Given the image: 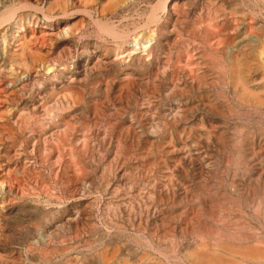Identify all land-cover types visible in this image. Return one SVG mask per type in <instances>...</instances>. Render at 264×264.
Returning a JSON list of instances; mask_svg holds the SVG:
<instances>
[{"label":"bare ground","instance_id":"6f19581e","mask_svg":"<svg viewBox=\"0 0 264 264\" xmlns=\"http://www.w3.org/2000/svg\"><path fill=\"white\" fill-rule=\"evenodd\" d=\"M42 1L43 0H0V6L3 8V11L0 9V11H1L0 12V26L2 27V25L4 23L10 22V20L11 21L13 20L12 18L16 17V20L14 21L13 28H15L14 29L15 30L14 35H15L16 39H18L19 38L18 34L20 33V30H22V28L24 27L22 24V18L23 17L18 14L20 11L21 12L22 11L27 12V16H29L28 12L29 13H40V14H42V16H43L42 18H44V20H45L44 25L48 29L53 28V25L57 24L59 22V19L60 20L63 19L66 21H72L74 19L76 20L77 16H79V17L81 16L82 18H86L87 20H89L90 24H92L93 27L96 29L97 35L104 36L106 38H110V41H111V39H113V42H117V43L119 42L118 45L122 44V45H120V47H117L118 53H119V51H126L127 56H130L133 53L130 56L129 61H127L125 63L124 62H118L115 64L112 63V64H114L113 68H112L114 71V74L112 73L113 76H110V75H108L109 77L105 76L106 77V78H104L105 80L104 79L102 80L101 78H99V80L101 79L102 82L105 83V85L106 84L109 85L108 87H110V88H108L109 89L108 92L113 90V84H116L115 81H118V83L120 85H119V88L117 89L118 90L117 93H119V94L126 93L125 96H128L129 98L133 97L132 94H135V93L131 92L132 90H135V89H132V87L134 85L133 81H135L134 80L135 76L132 72L127 74V71H129V70L131 71L133 68H136V67L139 68V70L141 68L143 70L144 69L147 70V68H149V65L151 63V62H149L150 61L149 59L158 60L159 58L162 59L163 61H165L164 63L167 64L166 65L167 68L166 67L165 68L168 69V67H169V71H170L169 75L167 73L168 77L166 79L164 77V79L161 81V83L163 81L167 80L166 83L164 82V84H165L164 85V92L171 95L170 98H172L171 103L173 105H171V106L168 105L169 107L166 109V111L164 110L162 113H160L161 108L158 110L159 106H157L155 102H154L155 104L153 102H151L155 98L159 99V97H161V95H159L160 94L159 87L156 86L157 84H154L156 81L153 82L154 80L152 78V82H150L151 84L149 83V86L145 85L146 86L145 91L142 90L144 92L143 99L146 101V103L143 102L142 99H141L142 101H140V103L141 102L145 103L146 107L148 106V108H149L148 110L151 111V109H153L154 113L152 112V114L148 115V112L145 109H143V111L142 110L140 111V109H137L135 112L130 114L131 115V116H129L130 120L127 123V125H125V126L120 125L119 129H117V130L115 128H112L109 132H107V134H105L104 132L101 133L102 131L100 132L102 134L101 138L106 137V143L107 142L109 143L107 145L110 147V144H111V147H112L111 148V158H109V161L107 162L106 165H104L103 167L101 166L102 169L99 172L100 173L99 179H100V183H101L99 185L100 191H101L100 193L104 194V192H107L105 190H107V186L110 184L109 182H111L110 180H112V181L114 180L115 187H114V189H112V192H111L112 196L114 195L113 197L112 196L111 197L114 199L111 200L109 203H106L104 201L106 203V205H105L104 209L101 212H99L100 222H97L95 220L97 213L94 214L95 211L93 210L94 211L93 212L91 210V205L93 203L92 201H90V202H92L91 205L83 204L82 207H80V206L76 207V209H77L75 211V214L77 213L76 217L78 218V216H81V220L79 218L80 222L76 223L77 222L76 221L75 224L73 223L74 225H73L72 230H71L73 232V235H72L73 237H68V238L66 237V238L72 240V242L69 241L70 242V244L68 243L69 246H72L71 243H73V241H76L77 243H79L81 245V247H79V248H82L83 253H82V259H81L80 264H264V36H262V35H264V29H263L264 26L261 27L258 22H257V24L255 23V25H258V27L257 26L256 27H248L247 26V22H248L247 19L248 18H250L249 22H252L253 21L252 19H254V18L258 19V16L260 15L258 13H255L254 6L253 5H252V7L243 6L242 8H240L242 6L240 3L241 6H239V9L234 8L235 10L230 9L227 11H225L224 9H222L219 6L220 9L218 7V11L216 13L218 15V18L217 17L215 18L214 15L212 16L210 14L212 17H214V19L216 21H217V19H219L221 21V23L218 22L219 24H221V28H218L217 31H214L216 33L212 32L214 34H211V32H209V31H211V29L213 28V26H212V28L210 27L211 29L209 28V31H206V32H208V34H206V35L211 34L212 37H214V39H212V38L211 39L216 40V44L218 46L219 45L221 46L220 43L221 42L224 43V41H225V39L222 38V36L229 37V39H228L229 41H228V44L224 43L226 45L225 47L221 46V47H223V49H221V47H219V49H220L219 50L216 47L217 51H216V49H215V51L217 53L216 55L218 56L216 59L213 58L214 57L213 56L212 57L213 60H211L212 58L209 56L211 54L206 55V56H209L210 58H208V57H205V58H208L212 62L213 61L216 62L215 60L219 59L221 63L217 62V64L218 63H219L218 65L222 64V66H218L220 68L218 70L216 69L217 71H216L215 75L212 76L211 75L212 70H211V72L209 71L210 70V68L208 66L209 63L203 61L204 60L203 57L205 55L204 53L206 51L203 53L202 49H204L205 47L202 49L200 48L202 50L201 52H198V50H197L198 48H196L197 52L194 54V58L196 61L200 60L198 63L196 62V64H194L195 62H193L194 66H196L195 67L196 69L193 70L192 67H194V66H191L192 69L189 68L188 66H190V65L187 64L188 69L186 72L190 71V69H191L190 74H185L184 72H182V73H184V75L183 74L179 75L181 80H176L178 78V73H177L178 71L177 70H179V69L177 67H175L174 64L171 63L172 54H169L170 52H168L170 50L168 49V51L165 52L161 48V46L163 47L162 42L156 38V35L154 34V32L150 33L149 27H148L149 33L145 34L146 33L145 32L144 33L145 35L143 34V36H142L145 39V43H143L142 45H139L138 38H140L139 37L140 34L138 33V35H137L135 33V37L133 36L134 38H131V39H133L130 42L131 44L128 45V49L125 50V49H123V44L126 43L127 39L130 37L131 33H129V31L127 32L126 30H124L125 28L124 29L122 28L125 24V23H123L124 17H121L119 20H117L118 23H114L113 21H111V19L107 18L108 16H107V14L104 13L105 12L104 10H102L103 15L99 14L100 13L99 11H98V15H95V12L93 11L94 7L92 9L90 8L92 6L88 7L86 5V6H84V8L82 7V9L79 7H77V9L76 8L74 9L68 4V0H46V1H48L46 3V5L41 7L40 5H41ZM129 1L131 2L133 0H108V3L109 4L111 3L112 6L119 4V7H120V6H122L120 4H126L125 2H129ZM165 1H166V3L164 4ZM165 1L164 0L163 1L162 0H159V1L156 0V3L150 7V11H149V13H147L148 14V17L146 20L147 22L144 23V24H146L145 27H147L148 24L150 25L153 23H154L153 25L155 27V24H157L158 28H162L160 31L161 33L158 32L161 35L164 32H166V24L163 23L164 25L162 26L161 25L162 23L161 24L159 23V18L160 17L162 18V16L159 17V15H158L159 12L163 11L164 13L169 14V16L171 15L172 17L176 16V14L178 12H180L181 14L185 13L183 8L178 7V6H179L180 2H183L185 4L186 0L185 1L184 0H165ZM148 2H149V0H148ZM223 2H224V0H223ZM100 5L101 4L99 3V6ZM134 5L138 6V3L134 4ZM141 5H143V4H141ZM186 5H187V3H186ZM232 5H233V3H232ZM143 6H145V5H143ZM143 6H142V8H143ZM108 7H110V6H108ZM120 8L122 9V7H120ZM123 8H124V6H123ZM224 8H226V7H224ZM116 9H117V7H116ZM207 10H210V9H207ZM132 11H134V10H132ZM108 12H106V13H108ZM258 12H260V11H258ZM108 14H111V13L109 12ZM147 14H146V16H147ZM137 15H138V13H137ZM185 15H187V14L185 13ZM144 17H145V14H144ZM181 17H182V15H181ZM82 18H80V19H82ZM133 18H134V16L131 19H133ZM140 18H142V16H140ZM195 18H193V19H195ZM208 18H210V17L208 16ZM34 20H36V19H34ZM163 20H164V18H163ZM199 20H201V19H199ZM187 21H188V19H187ZM79 22H82V21H79ZM164 22H166V21H164ZM30 23L31 22H29V24ZM178 23L176 22V24H178ZM193 23H195V22H193ZM202 23H201V26H202ZM213 23H215V22L213 21ZM76 24H78V23L76 22ZM79 24H78V26H79ZM197 24L198 25L200 24L199 21ZM207 24H208V22H207ZM207 24H206V26H207ZM210 24H212V23H210ZM219 24L216 23V27ZM74 25H75V23H74ZM74 25H71V26L69 25V27H67L66 30L64 29L65 32L71 33L72 30L75 29L76 25L75 26ZM135 25H137V24L135 23ZM135 25H134V27H135ZM178 25L180 26V24H178ZM178 25H176V26H178ZM190 25H191V23H190ZM198 25L194 24V26H196V27H194V26L191 27L192 25L190 27L192 29H194V28H197ZM203 25H205V23ZM87 26H89V25H87ZM140 26H142V25H140ZM172 26L174 27V25H172ZM42 27H44V26H42ZM134 27L132 26L133 30H131L130 32L137 29V28L134 29ZM137 27L139 28V26H137ZM183 27H182V29H183ZM202 27L204 28V26H202ZM216 27H215V30H216ZM77 29H79V28H77ZM173 29H175V28H173ZM76 30H74V33ZM194 31H196V30H194ZM169 32L171 34V31H169ZM172 32L174 33V30H172ZM158 33L156 32V34H158ZM192 33H193V31H192ZM185 34L186 33H184V35ZM10 35L12 36V34H10ZM131 35H133V34H131ZM195 35L196 34L194 33V37H195ZM197 35H199V34H197ZM15 37H14V39H15ZM180 37H181V35H180ZM78 38H79V36H78ZM205 38H208V37H205ZM205 38L202 39V41L203 40L205 41ZM211 39H210L209 44L212 43ZM0 40H1L2 46H3V43L5 42L4 36L0 35ZM23 41H21V42H23ZM226 41H227V39H226ZM193 42H191V43L193 44ZM205 42H207V41H205ZM25 43L27 44V42H25ZM134 43L137 44L138 46H136ZM195 43L198 44V42H195ZM171 44H172V42H171ZM28 45L29 44H27V46ZM201 45H202V43H201ZM206 45L207 44L205 43L204 46H206ZM6 46H8V45H6ZM16 46H17V48L19 47L18 45H16ZM124 46H126V45L124 44ZM153 46H155L156 49L158 48L155 52L152 51L154 48ZM178 46L181 47V44H178ZM182 46H183V44H182ZM184 46H185V44H184ZM187 46H188V44H187ZM187 46L181 47V48L182 49L188 48ZM208 46H210V45H208ZM9 47H11V46L9 45ZM169 47H170V44H169ZM192 47H193V45H192ZM194 47H196V46H194ZM197 47H199V45ZM171 48H172V46H171ZM189 48H190V46H189ZM175 49H173V50H175ZM136 50H138V51H136ZM176 50H178V48ZM192 50L191 51L189 50V51L193 52ZM183 51H184V49H183ZM18 52H20V51H18ZM115 52L116 51H114L113 53L115 54ZM126 52H124V53H126ZM181 52H182V50H181ZM181 52H179L178 54H175V52H174V55L175 56L180 55ZM187 53L189 56V52H187ZM33 56H34V53H33ZM175 56H174V59H176ZM44 57H47V56H44ZM23 58L26 59V57H23ZM185 58H186V56H185ZM188 58L189 57H187V60H188ZM7 59L9 60V58H7ZM182 59H184V58H182ZM0 60H1V58H0ZM37 60L38 59L36 58V62H37ZM153 60H151V61H153ZM185 60H184V63L186 64L187 61L185 62ZM209 60H207V61H209ZM191 61H193V60H191ZM37 63H39V62H37ZM43 63H44V60H43ZM181 63L183 64V62H181ZM5 64L6 63H4L3 66H5ZM185 64H183V65H185ZM189 64H191V62H189ZM217 64H213V66L217 65ZM156 65H157V63H156ZM156 65L154 67H156ZM31 66H30V68L33 69V67H31ZM198 66H202L203 69L201 70V67L199 68ZM7 67H8V65H7ZM211 68H212V64H211ZM34 70L35 69H33V71ZM155 70L158 71L157 68L154 69L153 71H155ZM26 71H27V69H26ZM92 71H95V70H92ZM107 71L105 74H107ZM147 71H146V73H147ZM159 71L162 72V70H159ZM11 73H13V71H10V74ZM154 73H156L155 76L158 74L156 71ZM163 73H165V72H163ZM119 74L122 76H120ZM7 75H8V72H7ZM102 75H104V74L100 71H97L96 73L93 74V76L95 78L100 77ZM150 75H148V76H150ZM159 75H160V73H159ZM162 75H161V79H162ZM20 76H22V75H20ZM57 76H59V75L57 74ZM118 76H119V79L117 80ZM151 76H153V73ZM24 77L25 76H23V78ZM26 77H28V76H26ZM212 78L214 79V81L212 80ZM40 79H42V78H40ZM49 79H48V81H49ZM22 80H24V79H22ZM79 81H80V79H79ZM146 81H147V78L145 80V83H146ZM149 81H151V80H149ZM82 83H83V81H82ZM97 83L98 82H96V84ZM211 83L213 85L217 86L218 91L213 90V92H211V94L210 93H206L204 95L200 94L201 93L200 90L208 89V87L211 88L212 87ZM92 84L94 85L93 82H92ZM41 85H42V83H41ZM23 86H25V85H23ZM71 86H73L75 88H76V86L81 87L80 84L77 83V81L75 83H73ZM61 87H60V89H61ZM73 87H71V88H73ZM102 87H103V89L105 88L104 86H102ZM102 87H99V88L101 89ZM117 87H118V84H117ZM62 89H63V87H62ZM83 89H85V88H83ZM21 90H22V88H21ZM98 91H99V89H98ZM105 91H107V90H105ZM136 91H137V87H136ZM84 93L82 92V95ZM166 93H165V95H166ZM196 93L198 94L197 97L194 96L195 97L194 98L191 96L193 94L196 95ZM101 94H103V93H101ZM19 95H20V93H19ZM138 95H139V93H138ZM26 96H27V94H26ZM99 96H100V94H99ZM112 96H113V94H112ZM141 96H142V94H141ZM21 98H22V96H21ZM92 98H91V100H92ZM165 98L167 99V97H165ZM24 99H26V98H24ZM18 100H19V98H18ZM86 101H89V100L87 99ZM156 101L158 104V100H156ZM161 101H159V102H161ZM93 102H94V100H93ZM95 102H97V101H95ZM107 102H109L108 99L100 102L99 106L105 105ZM24 103H25V101H24ZM59 105H61V104H59ZM142 105L145 108V105L144 104H142ZM139 106L141 108V105H139ZM95 107H97V106H95ZM111 107L116 108L113 106V104ZM41 108L43 110V107H41ZM65 108H67V107H65ZM93 108L94 107H92V109ZM61 109L63 110V108H61ZM32 110H30V111H32ZM35 111H37V109ZM59 111H61V110H59ZM41 112H43V111H41ZM83 112H85V111H83ZM60 113H64V111H62ZM77 113H78V111H77ZM39 114H41V113H39ZM30 116L28 114V119L31 118ZM37 116H38V114L36 115V118H38ZM81 116H84V115H81ZM108 116H110V115L108 114ZM41 117H42V114H41ZM99 117L100 116H98V118ZM33 118H35V117L33 116ZM67 118L68 117H66V119ZM115 118H114L115 122H111V120H110L111 123H114L113 127H117L118 122H119V121H117L118 117L116 119ZM9 119H11V117H9ZM40 119H42V118H40ZM51 119H52V117H51ZM66 119L64 118L63 121H65ZM104 119H106V118H103V120ZM19 120H21V119L17 118V121H19ZM35 120H37V119H34V121ZM56 120H58V119H56ZM39 121H41V120H39ZM13 122H15V121H13ZM20 122L22 123V121H20ZM95 122H96V120H95ZM107 122H108V119H107ZM24 123H25V120H24ZM108 123H106V124H108ZM111 123L109 126H111ZM25 125H27V124H25ZM30 126H29V128H30ZM62 126H64V125H62ZM89 126H90V124H89ZM104 127H105V125H104ZM106 127H105V129H106ZM71 129H72V127H71ZM76 129L74 127V130H76ZM87 131H89V130H87ZM73 132H75V131H72V134H73ZM67 133H66V135H67ZM12 134H14V133H12ZM47 135H49V134H47ZM62 136H64L63 133H62ZM42 137H44V135ZM94 137H95L94 133L90 134V135L88 134L86 137V139L88 138L87 142H85L83 145L81 144L82 147H84V151L86 153V154L85 153H81V154L87 155L88 160H90L92 162L95 160V158L98 159L99 157H101V158H99V160L104 158V157H102L103 155H101V156L99 155V153H100L99 151L97 152L98 154L95 152L96 148H95V150L93 149L92 142L94 140ZM32 138H34V137H32ZM70 138H68V140ZM40 139H42V138H40ZM79 139H81V136H79ZM97 140L99 141V138ZM103 140H105V138ZM33 141H31V142H33ZM50 141H51V139H50ZM28 143H30V141H28ZM41 143H43L42 140H41ZM75 144L77 145L78 143H75ZM53 145H54V142H53ZM17 146H19V145H17ZM79 147H81V146H79ZM43 148H44V146H43ZM107 149H110V148H107ZM98 150H99V148H98ZM55 152H56V150H55ZM55 154H57V153H55ZM107 154H109V153H107ZM68 156H70V155H68ZM3 158H5V157H3ZM101 161H103V160H101ZM96 162H94V163H96ZM58 164H59V162H58ZM88 164L90 165V163H88ZM88 164L84 163L82 168L85 172L86 177L87 176L92 177V175L95 174V171L92 170ZM73 165L75 166V164H72V166ZM76 166L74 168L77 169ZM57 167H58V165H57ZM123 167L126 170L124 173H127L128 171H130V175H131L130 177L132 178V180H135V181L138 180L137 182L141 183V185L138 186L140 188L137 187L135 193H133V192H132L133 194H131V192L129 193V194H131L130 197L127 194H122L123 190H121L122 189L121 188L122 183L120 185V182H121V180L125 174L122 175L120 173V170ZM71 168L74 170L73 167H71ZM11 171H13V170H10V173H13ZM15 171H17V170H15ZM4 173H6V172H4ZM10 173H9V175H10ZM26 173H28V172L26 171ZM12 175H14V174H12ZM127 177H129V176H126V178ZM14 178H13L14 180L13 179L12 180L16 181V177H14ZM81 178H83V177H81ZM81 178H77V179H81ZM135 181H132V183ZM19 182H21V181H19ZM23 182H25V181H23ZM83 182L84 181H81L80 183L82 184ZM3 183H4V192H2V193L0 192V203H1V205H3V208L8 212L11 210L12 207H10L11 205H9L10 201H9V203H7V201L5 200V198L7 197L6 196L7 193H5V190H8V186L10 184L8 182V179L7 180H0V185ZM123 183H124V181H123ZM92 184H94V183H92ZM135 184H137V183L135 182ZM135 184H133V185H135ZM16 185L18 188L21 186V185L19 186L18 184H16ZM24 185H28V184H24ZM82 185H84V184H82ZM124 185H126V184H124ZM46 186H48V185H46ZM46 186L44 185L43 188L48 189V188H45ZM78 186H80V185H78ZM135 186H137V185H135ZM130 187H132V186H130ZM13 188H15V190L17 189L14 186H13ZM21 188H23V186ZM92 188L93 187H91V189ZM94 188L96 189V187H94ZM42 189H40V191ZM71 189H73V188H71ZM18 190L21 191L20 188ZM67 190H68V188H67ZM110 190H111V188H110ZM128 190H130V189H128ZM16 191L14 192L15 194H16ZM80 191H82V190H80ZM125 191H127V190H125ZM8 192H10V190ZM24 192H26V190ZM31 192L37 193L36 189L34 190V188L30 191V193ZM75 192H77L76 188L72 192H70L71 196L70 195L69 196L74 197ZM10 193H12V192H10ZM34 193L32 194V196L34 195ZM46 193H48V192H46ZM67 193H69V192H67ZM81 194H82V192H81ZM17 195H19V194H17ZM29 195H30V197H32L31 194H29ZM38 195H39V193H38ZM38 195H36V196H38ZM120 195L128 196L127 198L129 200H128V202L126 201L127 202L125 204L126 206L125 205L123 206L121 203L122 200H119V199L123 198ZM119 196L122 198H120ZM94 199H95V197H94ZM108 201H109V199H108ZM44 202H45V200H44ZM96 202H98V201H96ZM11 203H13V202L11 201ZM74 203H75V201H74ZM87 203H89V202H87ZM124 203H125V201H124ZM13 205H15V204H13ZM19 205L21 206V204H19ZM19 205H18V207H19ZM48 205H49V203H48ZM71 205H72V203H71ZM27 206H25V207H27ZM73 207H74V205H73ZM13 209H14V207H13ZM21 209H23V208H21ZM94 209H95V206H94ZM14 210H16V208ZM15 213H19V212H15ZM20 213H21V211H20ZM67 213H69V212H67ZM1 214H2V211H1ZM7 214H9V213H7ZM60 215H61V213H60ZM73 216H75V215H73ZM14 217H16V216H14ZM45 218H46V216H45ZM51 218L53 219V217H51ZM59 219H57V220H59ZM65 219L67 220V218H65ZM68 220H69V217H68ZM19 221H21V220H19ZM71 222H72V220H71ZM63 223L65 224V221H63ZM64 224H63V226H64ZM67 225H68V223H67ZM40 235H41V232H40ZM61 236L63 237V234ZM61 236H59L58 238H61ZM66 236H68V235H66ZM36 238H37V236H36ZM44 238H45L44 244H46L49 236H45ZM28 239H30V238H28ZM54 241H56V239L52 240V241L51 240L48 241L47 246H50L49 242L50 243L53 242V246H54V244H55ZM62 241H64V240H62ZM39 242H40V240H39ZM17 243H19V242H17ZM56 243H57V241H56ZM29 244H31V243H29ZM60 244H61V242H60ZM31 246L34 247L33 245H31ZM47 246H45V248ZM58 246L59 245H57V247ZM74 247H76V246H74ZM36 248H38V247H36ZM71 248L72 247L65 246V248L63 250L61 249L62 250L61 252H63L61 254L65 255V254L72 253ZM48 250H50V248ZM41 251H38V252L40 253ZM43 251L45 252V249ZM58 252L59 251H57V253ZM75 254H76V252H75ZM28 256H30V255H28ZM79 256L81 257V255H79ZM37 257L35 256L36 259H37ZM76 257H78V256H76ZM62 258H64V257L62 256ZM46 259L47 258L45 256V254L42 252V256L40 259L41 261L38 262V260H39L38 259L37 264L38 263L44 264L47 261ZM48 259H51V258H48ZM76 259H78V258H76ZM63 261H65V262H63ZM63 261H62L63 262L62 264H75L74 261H71L70 257L68 258V260L66 259ZM78 261H80V260H78ZM32 262H33V260H32ZM46 264H49V262L47 261Z\"/></svg>","mask_w":264,"mask_h":264},{"label":"rangeland","instance_id":"374dc122","mask_svg":"<svg viewBox=\"0 0 264 264\" xmlns=\"http://www.w3.org/2000/svg\"><path fill=\"white\" fill-rule=\"evenodd\" d=\"M84 1V2H83ZM90 1V2H89ZM92 1V2H91ZM143 1V2H142ZM159 1V0H157ZM163 1V0H162ZM165 1V0H164ZM185 1V0H184ZM200 1V2H199ZM212 1V2H211ZM220 1V2H219ZM249 1V2H248ZM263 1V2H262ZM48 1L43 0L41 3V7L45 6L46 3ZM98 2V3H97ZM140 2V3H139ZM147 2V3H146ZM153 2V3H152ZM198 2V3H197ZM208 2V3H207ZM230 2V3H229ZM257 2V3H256ZM97 3V4H96ZM99 3L101 4L99 6ZM126 4H120L122 6V9L119 7L118 5H113L110 3H108V0H68V4L72 7V8H76L79 7L82 9V7L84 8V6H92L90 7L91 9L93 8V11L95 12V15H98V11L100 12L99 14H102V10H104L105 14H107V18L111 19V21H113L114 23H118L117 20H119L121 17H124L123 23L124 26L122 27L124 30H126L127 32L129 31L130 37L127 39L126 43H124L126 46H124L123 44V49H128V45H130L131 41L135 37V33L138 35V33L140 34L138 38V42L139 45H142L143 43H145V39L143 36V34H147L149 33L148 31L150 30V33H153L156 35V38L162 42L163 47L161 46V48L167 52L168 49L170 51L169 54H172V60L171 63L175 65V67H177L179 70H177L178 72V78L176 80H181L180 78V74H190L191 69L193 68V70H195L196 66H194V64H196V62L198 63L199 61L195 60L194 58V54L197 52L196 48H198V52H202L204 53L205 51V55L203 57V61L209 63L208 66L210 68V72L212 70L211 75L214 76L216 71L220 68L218 66H222V64L218 65L220 62L219 59L215 60L218 56L216 55V51L217 49H219V47L221 46H226L225 44H228V39L229 37L226 36H222V38L227 39V43L224 41V43H220L221 46L216 44V40H212L214 39V37H212L211 34H214L217 31L218 28H221V21L219 19H217V21L214 19V17L218 18V15L216 14L218 11V7L220 6L222 9H224L225 11L230 10V9H239V6H241L240 8H242L243 6H249L252 7V5L255 8V13L260 14L257 18L252 19V22H249L250 18H248V22H247V26L248 27H258V25H255V23L257 24V22L260 24V26H264V0H186L185 4L183 2H180L178 7L183 8L184 12L187 14L185 15V13H180L178 12L176 14V16L172 17L171 15L169 16V14L164 13L163 11L159 12V17L162 16V18H159V23L163 26L164 24H166V32H164L162 35L159 34L161 33V29L162 28H158L157 24H155L154 27V23L153 24H148L147 27H145L147 21V17L149 11H150V7L152 5H154L156 3V0H133V1H129V2H125ZM133 3V4H132ZM134 5V4H137ZM145 3V4H144ZM166 3V1L164 2V4ZM187 3V5H186ZM191 3V4H190ZM233 3V5H232ZM235 3V4H234ZM241 3V5H240ZM83 4V5H82ZM140 4V5H139ZM145 6H143V5ZM182 4V5H181ZM209 4V5H208ZM225 6H224V5ZM248 4V5H247ZM110 7H108V6ZM181 5V6H180ZM207 5V6H206ZM237 5V6H236ZM124 6V8H123ZM131 6V7H130ZM143 6V8H142ZM148 6V7H147ZM190 6V7H189ZM202 6V7H201ZM216 6V7H215ZM228 6V7H227ZM234 6V7H233ZM259 6V7H258ZM117 7V9H116ZM137 7V8H136ZM186 7V8H185ZM219 7V9H220ZM226 7V8H224ZM101 8V9H100ZM108 8V9H107ZM114 10H113V9ZM120 8V9H119ZM129 8V9H128ZM185 8V9H184ZM0 9L3 11V8L0 6ZM125 9V10H124ZM147 9V10H146ZM180 9V8H179ZM202 11H201V10ZM210 9V10H206ZM234 9V10H235ZM263 9V10H262ZM101 10V11H100ZM107 10V11H106ZM112 12H111V11ZM134 10V11H132ZM138 10V11H137ZM144 10V11H143ZM178 10V9H177ZM216 10V11H215ZM111 14H108L109 12ZM121 11V12H120ZM126 11V12H125ZM132 11V12H131ZM170 11V10H169ZM206 11V12H205ZM260 11V12H258ZM263 11V12H262ZM1 12V11H0ZM97 12V13H96ZM108 12V13H106ZM119 12V13H118ZM130 14H129V13ZM138 15H137V13ZM143 12V13H142ZM128 13V14H127ZM136 13V14H135ZM193 13V14H192ZM204 13V14H203ZM213 13V14H212ZM19 15H21L22 18V24H23V28L22 30H20V33L18 34L19 38L16 39L14 32H15V28H13L14 26V21L16 20L15 18H12L13 20L10 22H6L2 25V27L0 26V35L4 36V43L2 46V42L0 40V180H7L9 182V186H8V190H5L6 194V198L5 200L7 201V203H9V205H11L10 207L11 210L10 211H6L3 208V205H1L0 203V264H37V260L38 262L41 261V256H42V252L45 254L46 256V260L49 262V264H62L63 260H68V258H71V261H74L75 264H80L81 263V259H82V248L81 245L79 243H77L76 241H73V243H71L72 246H69L68 243L70 244V242H72V240L67 239L68 237H73V232L72 227L73 225L79 221V218L81 220V216H78V218L76 217L75 211L77 210L76 207L80 206L82 207L83 204H87V205H91V210L95 211L94 214H96L95 220L97 222H100L99 218V212H101L106 203H109L111 200H113L114 198H112V189H114L115 187V182L114 180H110L111 182H109L110 184L107 186V192H104V194H101L100 192V179H99V175H100V171L102 169V167L104 165L107 164V162L109 161V158H111V144L110 147L107 145L109 144L108 142L106 143V137L105 140H103L104 138L102 136L101 133H105L107 134V132H109L112 128H115L116 130L119 129L120 125H127V123L130 120L131 116L130 114L135 112L137 109H140V111L143 109H145L148 112V115L152 114V112L154 113L153 109H151V111H149L148 106L146 107L145 103L146 101L143 99V94L144 92L142 90L145 91V85L149 86V83L152 82V78H153V82H155L154 84H157L156 86L159 87L160 90V94L161 97L155 98L154 100H152L151 102H155L157 106H159L158 110L160 109V113H162L164 110L166 111V109L173 105L172 102V98L171 95L167 94L166 92H164V82L166 83L167 80L163 81L161 83V81L168 77L169 75V67L167 68V64L164 63L165 61H163L162 59H158V60H153V59H149L151 62L149 65V68L146 69H140L139 68H133L131 71H127L128 73H133L134 74V85L132 87L131 92L135 93L132 94L133 97L129 98L128 96H125L126 93H117V89L119 88V83L118 81H115L116 84H113V90L108 92V87L109 85H105L104 82H102V80L106 77L113 76L114 71H113V65L115 63L118 62H127L130 59V56L133 54H131L130 56H127V52L126 51H119V53L117 52V47H120L119 42H113V39L110 38H106L104 36H100L97 35V31L96 29L93 27L92 24H90L89 20H87L86 18H82L81 16H77L76 20H72V21H66L63 19H59V22L57 24L53 25V28L48 29L45 27L44 25V18H42V14L40 13H29V16H27V12L25 11H20L18 13ZM26 14V15H25ZM115 16H114V15ZM127 14V15H126ZM133 14V15H132ZM145 14V17H144ZM147 14V16H146ZM179 14V15H178ZM208 14V15H207ZM214 17H212L211 15ZM103 15V14H102ZM101 15V16H102ZM110 15V16H109ZM129 15V16H128ZM132 15V16H131ZM137 15V16H136ZM182 15V17H181ZM216 15V16H215ZM34 18H33V17ZM112 16V17H111ZM127 16V17H126ZM134 16L133 19H131ZM140 16H142V18H140ZM180 16V17H179ZM184 16V17H183ZM198 16V17H197ZM208 16L210 18H208ZM32 17V18H31ZM119 17V18H118ZM130 17V18H129ZM192 17V18H191ZM196 17V18H195ZM201 17V18H200ZM260 17V18H259ZM263 17V18H262ZM82 18V19H80ZM126 18V19H125ZM136 18V19H135ZM164 18V20H163ZM171 18V19H170ZM175 18V19H174ZM177 18V19H176ZM195 18V19H193ZM201 20H199V19ZM213 18V19H212ZM24 19V20H23ZM30 19V20H29ZM36 19V20H34ZM116 19V20H115ZM168 19V20H167ZM182 21H181V20ZM188 19V21H187ZM190 19V20H189ZM204 21H203V20ZM27 22H26V21ZM127 20V21H126ZM130 20V21H129ZM172 20V21H171ZM184 20V21H183ZM209 20V21H208ZM42 21V22H41ZM82 21V22H79ZM88 21V22H87ZM116 21V22H115ZM166 21V22H164ZM199 21V25L197 24ZM203 23H202V22ZM213 21L215 23H213ZM26 22V23H25ZM29 22H31L29 24ZM76 22L79 24H76ZM84 22V23H83ZM176 22L178 24H180V26L178 24H176ZM195 22V23H193ZM208 22V24H207ZM219 22V23H218ZM75 23V25H74ZM83 25H82V24ZM135 23L137 25H135ZM164 23V24H163ZM171 23V24H170ZM183 23V24H182ZM185 23V24H184ZM191 23V25H190ZM204 26V28L201 26ZM205 23V25H203ZM212 23V24H210ZM216 23L219 24L216 27ZM25 24V25H24ZM37 24V25H36ZM39 24V25H38ZM144 24V25H143ZM194 24L198 25L197 28L192 29L191 27L194 26ZM207 24V26H206ZM249 24V25H248ZM36 25V26H35ZM58 25V26H57ZM69 25H74L75 29L72 30V32L67 33L65 32V30L67 29V27H69ZM89 25V26H87ZM135 25V27H134ZM142 25V26H140ZM169 27H168V26ZM174 25V27L172 26ZM178 25V26H176ZM185 25V26H184ZM189 27H188V26ZM44 26V27H42ZM57 26V27H56ZM78 26V27H77ZM132 26L134 27V31L130 32L132 29ZM139 26V28L137 27ZM153 26V27H152ZM157 26V27H156ZM183 29H182V27ZM191 26V27H190ZM213 26V28H212ZM145 27V28H144ZM149 27V30H148ZM152 27V28H151ZM196 27V26H194ZM200 27V28H199ZM212 29H211V28ZM216 27V30H215ZM3 28V29H2ZM45 28V29H44ZM79 28V29H77ZM151 28V29H150ZM156 28V29H155ZM170 28V29H169ZM175 28V29H173ZM209 28L211 29V31H209ZM65 29V30H64ZM78 31H77V30ZM154 29V30H153ZM169 29V30H168ZM191 29V30H190ZM200 29V30H199ZM208 29V30H207ZM214 29V30H213ZM264 29V27H263ZM4 30V31H3ZM50 30V31H49ZM74 30L75 33H74ZM141 30V31H140ZM147 30V31H146ZM156 30V31H155ZM172 30H174V33L172 32ZM178 30V31H177ZM189 30V31H188ZM196 30V31H194ZM205 30V31H204ZM138 31V32H137ZM171 31V34L170 32ZM193 31V33H192ZM209 31L211 32V34H208ZM53 32V33H52ZM96 32V33H95ZM142 34H141V33ZM156 32L158 34H156ZM177 34H176V33ZM179 32V33H178ZM186 33L184 35V33ZM188 32V33H187ZM202 32V33H201ZM204 32V33H203ZM214 32V33H212ZM7 33V34H6ZM12 34V36L10 34ZM65 33V34H64ZM74 33V34H73ZM84 33V34H83ZM128 33V34H129ZM183 33V34H182ZM191 33V34H190ZM194 33L196 34L194 37ZM9 34V35H8ZM52 34V35H51ZM72 34V35H71ZM144 34V35H145ZM167 36H166V35ZM199 34V35H197ZM206 36H205V35ZM24 35V36H23ZM36 35V36H35ZM181 35V37H180ZM193 37H192V36ZM8 38H7V37ZM79 36V38H78ZM132 36V37H131ZM134 36V37H133ZM171 36V37H170ZM211 36V37H210ZM264 36V35H262ZM15 37V39H14ZM98 37V38H97ZM103 37V38H102ZM143 39H142V38ZM164 37V38H163ZM169 37V38H168ZM188 37V38H187ZM192 37V38H191ZM205 37V42L207 44L206 46L205 43L202 41V39H204ZM23 38V39H22ZM101 38V39H100ZM200 38V39H199ZM212 41V43L215 45H213L212 43L209 44L210 39ZM6 39V40H5ZM130 39V40H129ZM141 39V40H140ZM156 39V40H157ZM164 39V40H163ZM195 39V40H194ZM198 41H197V40ZM207 39V40H206ZM16 42H15V41ZM20 40V41H19ZM24 40V41H23ZM108 40V41H107ZM174 40V41H173ZM189 40V41H188ZM201 40V41H200ZM209 40V41H208ZM23 41V42H21ZM164 41V42H163ZM166 41V42H165ZM194 41V42H193ZM215 43H214V42ZM11 42V43H10ZM21 42V43H20ZM27 42V44H29L27 46V44L25 43ZM172 42V44H171ZM193 42V44L191 43ZM195 42H198V44H196ZM7 43V44H6ZM87 45H86V44ZM129 43V44H128ZM202 43V45H201ZM24 44V45H23ZM85 44V45H84ZM116 44V45H115ZM135 44V43H134ZM166 44V45H165ZM170 44V47H169ZM175 44V45H174ZM178 44H181V47H186L188 44V48H183V49L178 46ZM183 44V46H182ZM185 44V46H184ZM190 44V45H189ZM193 47H192V45ZM195 44V45H194ZM8 45V46H6ZM9 45L11 47H9ZM18 45L19 47L17 48ZM136 46H138L137 44H135ZM199 45V47H197ZM201 45V46H200ZM210 45V46H208ZM5 46V47H4ZM25 46V47H24ZM84 46V47H83ZM172 46V48H171ZM190 46V48H189ZM196 46V47H194ZM22 47V48H21ZM30 47V48H29ZM122 47V46H121ZM126 47V48H125ZM153 52H155L157 49L155 46H153ZM169 47V48H168ZM180 47V48H179ZM205 47V48H204ZM214 49H213V48ZM217 47V49H216ZM7 48V49H6ZM166 48V49H165ZM178 48V50L176 49ZM204 48V49H201ZM3 49V50H2ZM13 49V50H12ZM33 49V50H32ZM175 49V50H173ZM193 49V50H192ZM211 49V50H210ZM216 49V51H215ZM221 49H223V47H221ZM8 50V51H7ZM23 50V51H22ZM173 50V51H172ZM182 50V52H181ZM192 50L193 52H190ZM220 50V49H219ZM20 51V52H18ZM22 51V52H21ZM26 51V52H25ZM57 51V52H56ZM114 51L115 54L113 53ZM138 51V50H136ZM209 51V52H208ZM41 52V53H40ZM126 52V53H124ZM178 54L179 52H181L180 55H174ZM177 52V53H176ZM185 54H184V53ZM189 52V56L188 53ZM214 54H213V53ZM14 53V54H13ZM34 53V56H33ZM122 53V54H121ZM11 54V55H10ZM121 56H120V55ZM126 56H125V55ZM140 54V53H139ZM142 54V53H141ZM211 54V55H209ZM213 54V55H212ZM10 55V56H9ZM27 55V56H26ZM47 57H44V56ZM119 55V56H118ZM184 55V56H183ZM215 58L214 60L216 62H212L210 61L208 58ZM5 56V57H4ZM15 56V57H14ZM174 56L176 57V59H174ZM179 56V57H178ZM181 56V57H180ZM186 56V58H185ZM216 56V57H215ZM18 57V58H17ZM23 57H26L23 58ZM28 57V58H27ZM32 57V58H31ZM187 57L188 60H187ZM208 57V58H205ZM4 58V59H3ZM6 58V59H5ZM9 58V60L7 59ZM14 58V59H13ZM36 58L38 59L37 63L36 62ZM49 58V59H48ZM94 58V59H93ZM180 58V59H179ZM184 58V59H182ZM213 58L211 60H213ZM11 59V60H10ZM28 59V60H27ZM44 63H43V60ZM124 59V60H123ZM186 59V60H185ZM209 61H207V60ZM40 60V61H39ZM46 60V61H45ZM49 60V61H48ZM153 60V61H151ZM177 60V61H176ZM187 61V63H184ZM190 60V61H189ZM193 60V61H191ZM28 61V62H27ZM34 61V62H33ZM48 61V62H47ZM52 61V62H51ZM116 61V62H115ZM162 61V62H161ZM191 62V64H189V62ZM2 62V63H1ZM33 64H31V63ZM41 62V63H40ZM178 62V63H177ZM180 62V63H179ZM181 62H183V65ZM193 62H195L193 64ZM212 62V63H211ZM217 62H219L217 64ZM5 64V66H3ZM12 63V64H11ZM43 63V64H42ZM114 63V64H112ZM157 63V65H156ZM161 65H160V64ZM176 63V64H175ZM12 66H11V65ZM14 64V65H13ZM40 64V65H39ZM46 64V65H45ZM190 66H188V65ZM211 64H212V68H211ZM213 64H217L214 65ZM8 65V67H7ZM32 65V66H31ZM108 65V66H107ZM156 65V67H154ZM183 65V66H182ZM3 66V67H2ZM33 67V69H35L33 71V69L30 68ZM160 66V67H159ZM187 66L189 68H191V66H194L190 69V71H187ZM22 67V68H21ZM111 67V68H110ZM166 67V68H165ZM199 68L201 67V70L203 69L202 66H198ZM19 68V69H18ZM24 68V69H23ZM158 69L155 70L158 74L155 76L156 73H154L155 71H153L154 69ZM176 68V69H177ZM214 68V69H213ZM22 69V70H21ZM27 69V71H26ZM99 69V70H98ZM101 69V70H100ZM104 69V70H103ZM217 69V70H216ZM15 70V71H14ZM25 70V71H24ZM95 70V71H92ZM102 72L104 75L95 78L93 76L94 73H96L97 71ZM108 70V71H107ZM159 70H162L159 71ZM164 70V71H163ZM167 72H166V71ZM215 70V71H214ZM10 71H13V73L10 74ZM29 71V72H28ZM107 71V74H105ZM144 71V72H143ZM147 71V73H146ZM151 71V72H150ZM8 72V75H7ZM15 72V73H14ZM35 72V73H34ZM150 72V73H149ZM165 72V73H163ZM184 72V73H182ZM26 73V74H25ZM113 73V74H112ZM149 73V74H148ZM153 73V76H151ZM160 73V75H159ZM168 73V75H167ZM214 73V74H213ZM10 74V75H9ZM13 74V75H12ZM17 76H16V75ZM57 74L59 76H57ZM142 74V75H141ZM150 76H148V75ZM163 74V75H162ZM166 76H165V75ZM7 75V76H6ZM15 75V76H14ZM22 75V76H20ZM39 75V76H38ZM52 75V76H51ZM120 75V74H119ZM161 75H162V79H161ZM10 76V77H9ZM23 76H25L23 78ZM28 76V77H26ZM32 76V77H31ZM35 76V77H34ZM92 76V77H91ZM104 76V77H103ZM106 76V77H105ZM122 76V75H120ZM137 76V77H136ZM147 76V77H146ZM159 76V77H158ZM15 77V78H14ZM61 77V78H60ZM71 77V78H70ZM38 78V79H37ZM42 78V79H40ZM50 78V79H49ZM91 78V79H90ZM99 78H101L99 80ZM147 78V81L145 83V80ZM158 80H157V79ZM24 79V80H22ZM36 79V80H35ZM49 79V81H48ZM80 79V81H79ZM94 79V80H93ZM119 79V76L117 77V80ZM141 79V80H140ZM27 80V81H26ZM56 80V81H55ZM105 80V79H104ZM151 80V81H149ZM212 80L214 81V79L212 78ZM38 81V82H37ZM59 81V82H58ZM73 81V82H72ZM77 81V83L80 84L81 87L76 86L73 87L71 86L73 83H75ZM83 81V83H82ZM86 81V82H85ZM138 81V82H137ZM32 82V83H31ZM35 82V83H34ZM55 82V83H54ZM72 82V83H71ZM92 82L94 83V85L92 84ZM96 82H98L96 84ZM145 84H144V83ZM148 82V83H147ZM180 82V81H179ZM178 82V83H179ZM38 83V84H37ZM42 83V85H41ZM52 83V84H51ZM100 84V85H99ZM104 84V85H103ZM118 84V87H117ZM151 84V83H150ZM163 84V85H162ZM25 85V86H23ZM51 85V86H50ZM69 85V86H68ZM104 86L105 88L103 89L102 86ZM212 87L208 89H202L200 90V94L204 95L206 93H210L214 91H218L217 86L213 85L211 83ZM210 85V86H211ZM35 86V87H34ZM63 89H62V87ZM139 86V87H138ZM215 86V87H214ZM61 87V89H60ZM65 87V88H64ZM73 87V88H71ZM99 87H102L101 89ZM136 87H137V91H136ZM144 87V88H143ZM22 88V90H21ZM27 88V89H26ZM67 88V89H66ZM80 88V89H79ZM85 88V89H83ZM95 88V89H94ZM107 88V89H106ZM116 90H115V89ZM139 88V89H138ZM143 88V89H142ZM60 89V90H59ZM82 89V90H81ZM91 89V90H90ZM99 89V91H98ZM212 89V90H211ZM21 90V91H20ZM48 90V91H47ZM86 90V91H85ZM94 92H93V91ZM107 90V91H105ZM163 90V91H162ZM84 93L82 95V92ZM92 91V92H91ZM104 91V92H103ZM116 91V92H115ZM142 91V92H141ZM24 92V93H23ZM29 92V93H28ZM80 92V93H79ZM100 92V93H99ZM163 92V93H162ZM20 93V95H19ZM24 95H23V94ZM31 93V94H30ZM103 93V94H101ZM115 93V94H114ZM139 93V95H138ZM166 93V95H165ZM199 93V92H198ZM27 94V96H26ZM96 94V95H95ZM100 94V96H99ZM113 94V96H112ZM142 94V96H141ZM199 94V95H200ZM33 95V96H32ZM50 95V96H49ZM106 95V96H105ZM122 95V96H121ZM22 96V98H21ZM26 96V97H25ZM90 96V97H89ZM121 96V97H120ZM135 96V97H134ZM192 97H197L198 94L196 93V95H191ZM86 97V98H85ZM93 97V98H92ZM97 97V98H96ZM99 97V98H98ZM123 97V98H122ZM125 97V98H124ZM129 99H128V98ZM138 97V98H137ZM142 97V98H141ZM167 97V99L165 98ZM194 97V98H195ZM19 98V100H18ZM23 100H21V99ZM26 98V99H24ZM65 98V99H64ZM92 98V100H91ZM95 98V99H94ZM121 98V99H120ZM12 99V100H11ZM17 99V100H16ZM64 99V100H63ZM89 101H86V100ZM97 99V100H96ZM102 99V100H101ZM106 99L109 100V102H107L105 105L99 106V103L102 101H105ZM135 99V100H134ZM145 102L142 103L145 105L144 106L140 103V101ZM16 102H15V101ZM28 100V101H27ZM32 102H31V101ZM60 100V101H59ZM69 100V101H68ZM94 100V102H93ZM137 100V101H136ZM158 100V104L157 101ZM162 100V101H161ZM165 100V101H164ZM21 103H19V102ZM25 101V103H24ZM64 101V102H63ZM68 101V102H67ZM97 101V102H95ZM111 101V102H110ZM114 101V102H113ZM117 101V102H116ZM130 101V102H129ZM161 101V102H159ZM14 102V103H13ZM42 102V103H41ZM51 102V103H50ZM54 102V103H53ZM71 102V103H70ZM116 102V103H115ZM137 102V103H136ZM121 103V104H120ZM125 103V104H124ZM139 103V104H138ZM154 103V104H155ZM25 104V105H24ZM28 104V105H27ZM34 106H33V105ZM38 104V105H37ZM61 104V105H59ZM116 107V108H112L111 106ZM167 104V105H166ZM23 105V106H22ZM56 105V106H55ZM141 105V108L140 106ZM148 105V104H147ZM169 105V106H168ZM63 106V107H62ZM67 108H65V107ZM79 106V107H78ZM97 106V107H95ZM125 108H124V107ZM136 106V107H135ZM165 106V107H164ZM43 107V110L42 108ZM92 107H94L92 109ZM100 107V108H99ZM118 107V108H117ZM120 107V108H119ZM139 107V108H138ZM173 107V106H172ZM57 108V109H56ZM63 108V110L61 109ZM69 108V109H68ZM109 108V109H108ZM164 108V109H163ZM33 109V110H32ZM37 109V111H35ZM39 109V110H38ZM57 111H56V110ZM61 111H59V110ZM65 109V110H64ZM68 111H67V110ZM74 109V110H73ZM103 109V110H102ZM23 110V111H22ZM32 110V111H30ZM46 110V111H45ZM48 110V111H47ZM116 110V111H115ZM119 110V111H118ZM131 110V111H130ZM157 110V109H156ZM20 111V112H19ZM26 113H25V112ZM43 111V112H41ZM45 111V112H44ZM52 111V112H51ZM64 111V113H60ZM75 111V112H74ZM78 111V113H77ZM85 111V112H83ZM18 114H17V113ZM30 112V113H29ZM32 112V113H31ZM59 112V113H58ZM81 112V113H80ZM96 112V113H95ZM110 112V113H109ZM151 112V113H150ZM31 118L28 119V114ZM41 113L42 117H41ZM46 113V114H45ZM48 113V114H47ZM53 113V114H52ZM76 113V114H75ZM112 113V114H111ZM9 116H8V115ZM33 114V115H32ZM38 114V118H36V115ZM45 114V115H44ZM58 116H57V115ZM62 114V115H61ZM84 116H81V115ZM103 114V115H102ZM106 114V115H105ZM108 114L110 116H108ZM124 114V115H123ZM17 115V116H16ZM27 115V116H26ZM40 115V116H39ZM51 115V116H50ZM65 117H64V116ZM116 115V116H115ZM33 116L35 118H33ZM98 116H100L98 118ZM105 116V117H104ZM108 116V117H107ZM9 117H11V119H9ZM46 117V118H45ZM52 117V119H51ZM56 119H60L59 121ZM66 117H68L66 119ZM110 117V118H109ZM117 118L118 125L117 127H113L114 123L111 122H115L114 118ZM124 117V118H123ZM128 117V118H127ZM16 118V119H15ZM18 119H21L19 121H17ZM42 118V119H40ZM48 118V119H47ZM64 118L66 119L65 121ZM101 118V119H100ZM103 118H106L103 120ZM115 118V119H116ZM122 118V119H121ZM34 119H37L34 121ZM41 121H39V120ZM94 119V120H93ZM108 119V122H107ZM8 122H7V121ZM25 120V123H24ZM33 120V121H32ZM51 120V121H50ZM79 120V121H78ZM96 120V122H95ZM111 120V122H110ZM113 120V121H112ZM124 120V121H123ZM126 120V121H125ZM15 121V122H13ZM22 121V123L20 122ZM50 121V122H49ZM57 123H56V122ZM78 121V122H77ZM90 121V122H89ZM94 121V122H93ZM116 121V122H117ZM20 122V123H19ZM27 122V123H26ZM54 122V123H53ZM102 122V123H101ZM34 123V124H33ZM47 123V124H46ZM108 123V124H106ZM111 123V126H109ZM121 123V124H120ZM18 124V125H17ZM21 124V125H20ZM24 124V125H23ZM27 124V125H25ZM29 124V125H28ZM37 124V125H36ZM88 124V125H87ZM90 124V126H89ZM99 124V125H98ZM31 125V126H30ZM47 125V126H46ZM64 125V126H62ZM87 125V126H86ZM96 125V126H95ZM106 129H105V127ZM28 126V127H27ZM30 126V128H29ZM92 126V127H91ZM99 128H98V127ZM39 127V128H38ZM72 127V129H71ZM75 129L77 130H74ZM91 127V128H90ZM103 127V128H102ZM18 128V129H17ZM35 128V129H34ZM56 128V129H55ZM60 128V129H59ZM97 128V129H96ZM101 128V129H100ZM9 129V130H8ZM13 129V130H12ZM20 129V130H19ZM54 129V130H53ZM70 129V130H69ZM100 129V130H99ZM19 130V131H18ZM57 130V131H56ZM59 130V131H58ZM68 130V131H67ZM84 130V131H83ZM89 130V131H87ZM94 130V131H93ZM23 131V132H22ZM48 131V132H47ZM51 131V132H50ZM72 131L73 132L72 134ZM96 131V132H95ZM102 131V132H101ZM10 132V133H9ZM14 134H12V133ZM47 132V133H46ZM57 132V133H56ZM68 132V133H67ZM78 132V133H77ZM80 132V133H79ZM88 132V133H87ZM101 132V133H100ZM5 135H4V134ZM62 133L64 136H62ZM67 133V135H66ZM94 133V140L92 142V146L93 149L95 150V152L97 153L98 151L100 152L99 155H103L101 160L95 158V160L92 162L90 160H88L87 155H85V151H84V147H82V145L87 142L88 138L86 139L87 135L89 134H93ZM49 134V135H47ZM80 134V135H79ZM3 135V136H2ZM11 135V136H10ZM32 135V136H31ZM44 135V137H42ZM46 135V136H45ZM77 135V136H76ZM100 135V136H99ZM36 136V137H35ZM76 136V137H75ZM79 136H81V139H79ZM99 136V137H98ZM34 137V138H32ZM49 137V138H48ZM52 137V138H51ZM55 137V138H54ZM71 137V138H70ZM84 137V138H83ZM30 140H29V139ZM42 138V139H40ZM68 138H70L68 140ZM99 138V141L97 140ZM51 139V141H50ZM58 139V140H57ZM34 140V141H33ZM41 140L43 143H41ZM47 140V141H46ZM28 141H30V143H28ZM33 141V142H31ZM84 141V142H83ZM37 142V143H36ZM54 142V145H53ZM58 142V143H57ZM67 144H66V143ZM103 142V143H102ZM72 143V144H71ZM75 143H78L77 145ZM45 144V145H44ZM66 144V145H65ZM82 144V145H81ZM103 146H102V145ZM19 145V146H17ZM44 148H43V146ZM99 145V146H98ZM17 146V147H16ZM42 146V147H41ZM63 146V147H62ZM67 146V147H66ZM81 146V147H79ZM95 146V147H94ZM102 146V147H101ZM16 147V148H15ZM76 147V148H75ZM19 150H18V149ZM57 148V149H56ZM66 148V149H65ZM70 150H68V149ZM99 148V150H98ZM101 148V149H100ZM103 148V149H102ZM110 148V149H107ZM106 149V150H105ZM43 150V151H42ZM56 150V152H55ZM109 150V151H108ZM42 151V152H41ZM61 151V152H60ZM68 151V152H67ZM79 151V152H78ZM103 152V153H102ZM109 154H107V153ZM57 153V154H55ZM81 153H85V154H81ZM105 153V154H104ZM11 154V155H10ZM55 154V155H54ZM98 154V153H97ZM108 156H107V155ZM70 155V156H68ZM85 157H84V156ZM54 156V157H53ZM57 156V157H56ZM107 158H106V157ZM2 157V158H1ZM5 157V158H3ZM60 157V158H59ZM71 157V158H70ZM7 158V159H6ZM9 158V159H8ZM14 158V159H13ZM55 158V159H54ZM54 159V160H53ZM106 161H105V160ZM3 160V161H2ZM59 160V161H58ZM5 161V162H4ZM12 161V162H11ZM74 163H73V162ZM88 161V162H87ZM90 161V162H89ZM97 161V162H96ZM8 162V163H7ZM55 162V163H54ZM57 162V163H56ZM59 162V164H58ZM92 162V163H91ZM96 162V163H94ZM106 162V163H105ZM11 163V164H10ZM52 163V164H51ZM84 163L88 164L90 163L89 167L95 171V174L92 175V177H89L85 175V172L83 170V165ZM5 164V165H4ZM56 166H55V165ZM72 164H75V166L77 167L74 168L75 166ZM54 165V166H53ZM58 165V167H57ZM92 165V166H91ZM13 166V167H12ZM94 166V167H93ZM100 166V167H99ZM102 166V167H101ZM73 167L74 170L71 168ZM6 168V169H5ZM11 168V169H10ZM17 171H15V170ZM10 170H13L10 173ZM79 170V171H78ZM123 170V171H122ZM129 170V169H128ZM2 171V172H1ZM26 171L28 173H26ZM78 171V172H77ZM126 170L123 167L120 170V173L123 175V178L120 182L121 185V190H123L122 194H127L129 197L131 194L135 193L136 189L138 186L141 185L140 182H137L135 180H132V178L130 177V171H128L127 173H124ZM6 172V173H4ZM10 175H9V173ZM22 172V173H21ZM75 172V173H74ZM113 172V171H112ZM16 173V174H15ZM31 173V174H30ZM78 173V174H77ZM14 174V175H12ZM24 174V175H23ZM27 174V175H26ZM70 174V175H69ZM120 174V175H121ZM9 178H8V177ZM13 176V177H12ZM22 176V177H21ZM126 176H129L126 178ZM3 177V178H2ZM16 177V181H13ZM28 177V178H27ZM83 177V178H81ZM14 178V179H13ZM21 178V179H20ZM77 178H81V179H77ZM93 178V179H92ZM13 179V180H12ZM24 179V180H23ZM35 179V180H34ZM69 179V180H68ZM86 179V180H85ZM90 179V180H89ZM124 179V180H123ZM128 179V180H127ZM135 181L137 184H135V182L132 183V181ZM18 180V181H17ZM72 180V181H71ZM21 181V182H19ZM25 181V182H23ZM34 181V182H33ZM76 181V182H75ZM84 181L82 185L80 182ZM94 181V182H93ZM124 181V183H123ZM11 182V183H10ZM14 182V183H13ZM16 182V183H15ZM89 182V183H88ZM99 184H98V183ZM21 183V184H20ZM94 183V184H92ZM112 183V184H111ZM129 185H128V184ZM131 183V184H130ZM139 183V184H138ZM16 184H20L19 188L21 189V191H19L18 187ZM24 184H28V185H24ZM64 184V185H63ZM90 184V185H89ZM126 184V185H124ZM137 186H135V185ZM40 185V186H39ZM44 185H48L45 188L48 189H44ZM69 185V186H68ZM80 185V186H78ZM83 187H82V186ZM16 187L17 191L15 190ZM23 186V188H21ZM85 186V187H84ZM87 186V187H86ZM93 187L91 189V187ZM132 186V187H130ZM31 189H30V188ZM36 187V188H35ZM65 187V188H64ZM70 187V188H69ZM79 187V188H78ZM96 187V189L94 188ZM34 188V190L36 189L37 193L33 192L34 195L32 196V192L30 193V191ZM43 188V189H42ZM52 188V189H51ZM68 188V190H67ZM73 188V189H71ZM76 188L77 192L74 193V197H70L71 193L74 189ZM111 188V190H110ZM132 188V189H131ZM140 188V187H138ZM40 189H42L40 191ZM82 191H80V190ZM130 189V190H128ZM3 190V191H2ZM10 190V192H8ZM26 190V192H24ZM47 190V191H46ZM93 190V191H92ZM127 190V191H125ZM132 190V191H131ZM7 191V192H6ZM16 191V194L14 193ZM23 191V192H22ZM40 191V192H39ZM96 191V192H95ZM99 193H98V192ZM0 192H4V183L0 185ZM48 192V193H46ZM66 192V193H65ZM69 192V193H67ZM80 192V193H79ZM82 192V194H81ZM95 192V193H94ZM125 192V193H124ZM127 192V193H126ZM131 192V194H129ZM133 192V193H132ZM24 193V194H23ZM26 193V194H25ZM31 194L32 197H30L29 194ZM39 193V195H38ZM41 193V194H40ZM43 193V194H42ZM46 195H45V194ZM111 193V194H110ZM11 194V195H10ZM19 194V195H17ZM80 194V195H79ZM110 194V195H109ZM13 195V196H12ZM26 195V196H25ZM29 195V196H28ZM38 195V196H36ZM45 195V196H44ZM50 195V196H49ZM70 195V196H69ZM98 195V196H97ZM102 197H101V196ZM36 196V197H35ZM100 196V197H99ZM112 196V197H111ZM122 196V197H120ZM119 197L122 199V205L124 206L127 202H128V196L126 195H120ZM10 199H9V198ZM22 197V198H21ZM29 197V198H28ZM48 197V198H47ZM56 197V198H55ZM95 197V199H94ZM126 197V198H125ZM24 198V199H23ZM37 198V199H36ZM75 198V199H74ZM104 198V199H103ZM14 199V200H13ZM36 199V200H35ZM75 203H74V201ZM88 199V200H87ZM94 201H93V200ZM109 199V201H108ZM124 199V200H123ZM45 200V202H44ZM101 200V201H100ZM11 201L13 203H11ZM38 201V202H37ZM43 201V202H42ZM70 203H69V202ZM92 201V202H90ZM98 201V202H96ZM106 203H105V202ZM125 201V203H124ZM127 201V202H126ZM77 202V203H76ZM80 202V203H79ZM89 202V203H87ZM105 204H104V203ZM30 203V204H29ZM49 203V205H48ZM72 203V205H71ZM74 203V204H73ZM98 203V204H97ZM102 203V204H101ZM15 204V205H13ZM21 204V206L19 205ZM28 206H27V205ZM37 204V205H36ZM79 204V205H78ZM19 205V207H18ZM48 205V206H47ZM74 205V207H73ZM76 205V206H75ZM104 205V206H103ZM27 206V207H25ZM95 206V209H94ZM126 206V205H125ZM16 208V210L13 209ZM25 207V208H24ZM3 208V209H2ZM23 208V209H20ZM2 209V210H1ZM26 209V210H25ZM28 209V210H27ZM100 209V210H99ZM23 210V211H22ZM99 210V211H98ZM2 211V214H1ZM13 211V212H12ZM21 211V213H20ZM93 211V212H94ZM97 211V212H96ZM15 212H19V213H15ZM69 212V213H67ZM9 213V214H7ZM14 213V214H13ZM61 213V215H60ZM11 214V215H10ZM16 214V215H15ZM68 214V215H67ZM2 215V216H1ZM9 215V216H8ZM16 217H14V216ZM54 215V216H53ZM63 215V216H62ZM65 215V216H64ZM75 215V216H73ZM98 215V216H97ZM12 216V217H11ZM46 216V218H45ZM61 218H60V217ZM71 216V217H70ZM8 217V218H7ZM53 217V219L51 218ZM58 217V218H57ZM69 217V220H68ZM73 217V218H72ZM75 217V218H74ZM98 217V218H97ZM17 218V219H16ZM60 218V219H59ZM63 218V219H62ZM67 218V220L65 219ZM6 219V220H5ZM59 219V220H57ZM77 219V220H76ZM21 220V221H19ZM50 220V221H49ZM72 220V222H71ZM63 221H65V224L68 225L66 226ZM83 222V221H82ZM74 223V224H73ZM57 224V225H56ZM64 224V226H63ZM71 224V225H70ZM70 225V226H69ZM66 226V227H65ZM48 228V229H47ZM67 228V229H66ZM71 228V229H70ZM41 229V230H40ZM44 229V230H43ZM47 229V230H46ZM59 229V230H58ZM43 230V231H42ZM52 232H51V231ZM65 230V231H64ZM61 231V232H60ZM69 231V232H68ZM41 232V235H40ZM63 232V233H62ZM44 233V234H43ZM65 233V234H64ZM68 233V234H67ZM37 234V235H36ZM46 234V235H45ZM55 234V235H54ZM63 234V237L61 236ZM27 235V236H26ZM68 235V236H66ZM70 235V236H69ZM26 236V237H25ZM30 236V237H29ZM35 236V237H34ZM37 236V238H36ZM40 236V237H39ZM45 236H49L48 241H54V246H53V242H49L50 246H47L48 241L46 244H44L45 242ZM54 236V237H53ZM59 236H61V238H58ZM56 237V238H55ZM67 237V238H66ZM30 238V239H28ZM42 240H41V239ZM27 239V240H26ZM44 239V240H43ZM17 240V241H16ZM23 240V241H22ZM26 240V241H25ZM40 240V242H39ZM60 240V241H59ZM64 240V241H62ZM67 240V241H66ZM59 241V242H58ZM70 241V242H69ZM19 242V243H17ZM61 242V244H60ZM63 242V243H62ZM67 242V243H66ZM31 243V244H29ZM38 243V244H37ZM65 243V244H64ZM76 244V245H75ZM24 245V246H23ZM26 245V246H25ZM31 245H33L34 247H32ZM36 245V246H35ZM52 245V246H51ZM57 245H59L57 247ZM63 245V246H62ZM80 245V246H79ZM45 246H47L45 248ZM65 246L67 247H72L71 251L72 253L70 254H61L63 252H61ZM76 246V247H74ZM38 247V248H36ZM43 247V248H42ZM63 247V248H62ZM34 248V249H33ZM50 248V250H48ZM33 249V250H32ZM45 249V252L43 251ZM62 249V250H61ZM29 250V251H28ZM41 251L40 253L38 251ZM80 250V251H79ZM48 251V252H47ZM57 251H59L57 253ZM30 254H29V253ZM76 252V254H75ZM30 255V256H28ZM32 255V256H31ZM37 257V259L35 258V256ZM54 255V256H53ZM59 255V256H58ZM68 255V256H67ZM72 255V256H71ZM81 255V257L79 256ZM62 256L64 258H62ZM78 256V257H76ZM57 257V258H56ZM66 257V258H65ZM68 257V258H67ZM75 257V258H74ZM29 258V259H28ZM35 258V259H34ZM51 258V259H48ZM78 258V259H76ZM80 258V259H79ZM55 259V260H54ZM61 259V260H60ZM76 259V260H75ZM33 260V262H32ZM59 260V261H58ZM80 260V261H78ZM45 261V260H44ZM46 261V262H47ZM63 261V262H62ZM76 261V262H75ZM31 262V263H30ZM46 262L44 264H46ZM51 262V263H50ZM40 264V263H38Z\"/></svg>","mask_w":264,"mask_h":264}]
</instances>
